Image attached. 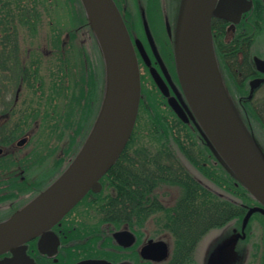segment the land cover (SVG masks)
I'll use <instances>...</instances> for the list:
<instances>
[{"label":"trees","instance_id":"obj_1","mask_svg":"<svg viewBox=\"0 0 264 264\" xmlns=\"http://www.w3.org/2000/svg\"><path fill=\"white\" fill-rule=\"evenodd\" d=\"M117 1L132 35L138 37L131 21L137 28L145 15L151 23L147 9L139 12L138 23L139 13L136 19L128 6ZM154 2L163 18L162 0ZM60 4L67 16L63 21L57 11ZM171 48L174 56V43ZM27 83L32 92L26 90L19 112L13 114L20 120L5 123L1 132L17 138L35 126L31 118L40 119L36 133L45 142L36 153L44 155L53 136L69 144L63 150L70 160L65 163L66 157H60L55 164L63 165L60 175L88 139L107 92L103 51L82 0H0V94L13 85L23 91ZM69 88L73 90L70 99ZM152 92L144 90L147 97L141 100L127 146L100 179L99 188L90 190L83 202H90L99 214L116 215L108 218L118 222L131 214L147 213L150 223L170 229L174 252L181 264H187L211 230L229 224L239 227L248 210L262 204L219 159L200 125L182 121L157 90L158 97L152 99ZM42 129L49 130L47 135ZM9 170L12 161L4 163L0 175Z\"/></svg>","mask_w":264,"mask_h":264},{"label":"flooded vegetation","instance_id":"obj_2","mask_svg":"<svg viewBox=\"0 0 264 264\" xmlns=\"http://www.w3.org/2000/svg\"><path fill=\"white\" fill-rule=\"evenodd\" d=\"M115 1L121 9L119 2ZM179 4L180 0L162 2L165 25L172 26V14L174 23L178 20ZM212 30L225 89L243 125L264 155V0H233L230 8L223 14L213 16ZM132 37L135 38L133 35ZM144 38L142 41L149 63L137 49L142 94L147 87L153 86L166 105L172 108L169 104L170 97L180 100L181 93L185 99L176 58L172 55V58L165 57L160 47L158 48L167 74L151 49L146 34ZM169 39L168 44L172 47V43H175L174 35L169 36ZM152 68L157 69L166 84L167 95L154 79ZM14 89L17 92L12 89L15 93L11 97V89L0 94V170L4 168L5 162L12 161L11 172L0 175V223L40 195L63 173L58 175L63 165L55 166L54 173L49 169L48 154L44 156L40 152H22L21 147L26 143L31 142L35 147L37 140H32L35 137L40 139L36 133L38 130L34 127L31 133L29 130L19 139L2 134L1 127L5 123L20 120L13 114L18 113L21 107L19 99L22 89L16 86ZM7 97L9 101L5 100ZM188 114L190 117L193 115L191 112ZM29 121L34 125L41 123L37 118ZM23 139L24 142L20 143ZM62 154L63 150L57 156L64 157ZM64 162L67 163L66 160ZM34 165L38 167L31 171L32 167H36ZM261 214L264 216V213ZM108 217L116 215L99 214L90 202L84 203L82 199L50 229L0 253V264H181L180 255L174 252V237L170 229L159 223H150L147 213L131 214L121 222ZM150 225L156 226L150 228ZM118 232L123 234L117 235ZM235 233L233 243L237 242L238 245L237 263L264 264V219H250L245 228L242 222ZM151 240L157 243L163 241L166 245L159 243L150 251L148 245ZM223 247V244L219 246L220 253L223 252ZM199 264L225 263L222 254L220 258H214L207 251Z\"/></svg>","mask_w":264,"mask_h":264},{"label":"water","instance_id":"obj_3","mask_svg":"<svg viewBox=\"0 0 264 264\" xmlns=\"http://www.w3.org/2000/svg\"><path fill=\"white\" fill-rule=\"evenodd\" d=\"M82 1L106 61L104 104L86 143L69 168L10 219L0 223V253L50 229L89 190L97 188L99 180L127 146L136 124L142 96L137 49L149 63L146 49L140 39L133 41L115 0ZM232 1L185 0L175 51L186 100L179 93L182 103L174 96L169 98V103L185 122L190 121L188 113L193 114L219 159L263 205L248 210L243 220L245 228L255 212L264 213V155L248 135L228 97L216 57L212 18L223 14ZM167 25L172 35L170 24ZM144 26L153 52L167 73L146 19ZM151 72L167 95L166 84L157 69L152 68ZM23 142L24 139L20 141ZM159 243L166 245L163 241ZM159 243L151 240L148 250Z\"/></svg>","mask_w":264,"mask_h":264},{"label":"rangeland","instance_id":"obj_4","mask_svg":"<svg viewBox=\"0 0 264 264\" xmlns=\"http://www.w3.org/2000/svg\"><path fill=\"white\" fill-rule=\"evenodd\" d=\"M162 2H165V0L164 1L162 0ZM121 3L123 4L124 7L128 6L129 9L131 11H133V14L135 15L136 19L138 18V13L141 10H146L147 9V11L149 13V18H150V21H151L150 26H151L153 35L156 38L157 44L161 47V50L164 53L165 57L172 58L171 57L172 48L168 44V43H170V39H169V36H168L169 35L168 28H166L167 24L165 26V22H164L163 18H161L159 16V14L157 13V11L159 10L158 3H155L154 0H121ZM57 11L59 12L58 15H60L59 16V20L60 21H63V20H65L67 18V16L64 15L65 12H64L63 4H60L58 6ZM168 11H169V9H168ZM150 12H151V14H150ZM131 19L134 20V18H131ZM140 21L141 20H140V13H139V21H138V23ZM171 22H172V27H173L172 29L175 30V28L177 27V23L176 22H175L176 24L174 23L173 14L171 15ZM131 23H132L131 26L133 28L134 35L136 34V36H138L139 38H143V35L140 36L142 31H144L143 30L142 21H141V25L142 26L139 25L137 28L136 27L134 28V25H133L132 21H131ZM166 30H167V32H166ZM85 47H86L87 50H90V44L85 43ZM14 87H15V85H13L11 88H9V89H11V91L9 92V94H10L9 97H11L12 95H14L15 92H17V89H14ZM3 88L5 89L6 87L3 86ZM147 88L151 89L153 91L151 93L152 99L158 97V95L155 93L156 92L155 87H153V86L150 87L149 86ZM12 89L15 91L14 93L12 92ZM26 90H28L29 92H32L31 88L29 87V83H27V85L23 89V91L20 92L19 102H22V98L24 97V93L26 92ZM72 91L73 90H71V88H69V91H68L69 92V95H68L69 99L72 96V93H73ZM146 97L147 96H144V94H143V97H142L143 100ZM5 100L9 101L8 97ZM162 100H163V98H162ZM163 102L166 105V102L164 100H163ZM142 114H143V112H142ZM9 124H11V122H9ZM40 127H41V123L35 124V126H34L36 131L39 130ZM35 129H34V131H35ZM31 130L33 131V128L30 129L29 133L32 132ZM42 132L46 134V133L49 132V130L48 129H46V130L42 129ZM80 135H82V134H80ZM19 137H17V139H19ZM33 137H32V139H33ZM80 137L78 136L76 138V140L74 141V144H73L74 147L75 146L77 147V144H78V141L80 140L79 139ZM59 138L56 137V136H53L51 145L49 146V149L43 151L44 155H46V154H48V152L52 151L51 152L52 154L48 155V159H49V161L51 159V161L50 162L48 161L47 164L50 165L51 168H49V169L53 170V173L55 172V170H54L55 169V164H56L57 160H59V158H60L59 156H57V154L60 155V151L63 150V148H66V146H69V144H65L66 141H64L63 138H61L60 136H59ZM34 140H37V142L34 143V144H36L35 147L32 146L31 142H28L24 146L21 147V149H23L22 152L36 153L37 152L36 150L39 151L38 147L42 146V143L45 142V141H43V139H41V138H40V140H42V141H40L39 138H37V137H35L32 141H34ZM69 143H71V141ZM50 148H52V149H50ZM75 149H74V151H75ZM72 153H73V151H72ZM62 155L64 157H66V159H65L66 162L70 160L71 156H69V155L67 156V153L64 152V150H63V154ZM19 156H21V152L19 153ZM48 159H46V160H48ZM34 166H36V167H34V168L32 167L31 171L35 170L38 167L37 165H34ZM175 195L176 196L178 195L177 191H175ZM256 219H264V216L262 214L256 213L253 216V220H256ZM234 225L229 224V225H225L223 227L215 228V229L211 230L197 244V247L195 249L194 259H192L187 264H199V263H201V261L204 260V253H206L207 251L211 252V256L212 257L220 258L221 257V253L219 252V249H220L219 246L222 245V244L223 245L226 244L229 241V239L235 234L236 228L234 227ZM155 226L156 225H152V226L150 225V228L151 227L153 228ZM237 257H238V245H237V242H234L232 244L228 243V244L225 245V247H223V258H224V263L225 264H238L237 263L238 262V258ZM194 260H196V261L194 262Z\"/></svg>","mask_w":264,"mask_h":264}]
</instances>
